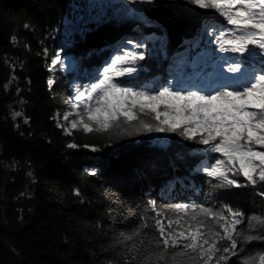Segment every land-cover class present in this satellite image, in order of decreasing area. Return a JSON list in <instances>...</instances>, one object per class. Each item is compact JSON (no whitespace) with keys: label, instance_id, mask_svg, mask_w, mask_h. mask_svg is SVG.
<instances>
[{"label":"trees","instance_id":"1","mask_svg":"<svg viewBox=\"0 0 264 264\" xmlns=\"http://www.w3.org/2000/svg\"><path fill=\"white\" fill-rule=\"evenodd\" d=\"M71 2L0 0V264H198L179 248L164 249L155 223L167 227L179 217L187 226L193 206L242 213L237 230L264 235V226H249L250 219L264 218V183L250 185L239 176L243 187H217L200 168L217 154L178 133L137 134V122L108 132L73 128L85 109L71 107L78 103L72 99L77 75L53 63L57 52L76 56L83 74L112 51L106 44L153 31L164 40L163 54L154 50L139 62L143 67L132 84L140 86L163 75L182 41L190 43L209 23L225 25L224 18L189 0H152L171 10L172 25L148 16L113 19L62 43L57 30ZM154 134L166 144L151 141ZM176 205L190 206L188 213ZM198 219L213 229L220 223L202 214ZM239 247L238 255L219 264L264 254V240Z\"/></svg>","mask_w":264,"mask_h":264},{"label":"snow or ice","instance_id":"2","mask_svg":"<svg viewBox=\"0 0 264 264\" xmlns=\"http://www.w3.org/2000/svg\"><path fill=\"white\" fill-rule=\"evenodd\" d=\"M189 2L203 10H214L229 26L209 33L222 61L217 65L215 79L206 87L193 89H176L171 80L159 91L127 86L121 78H134L143 67L139 62L146 58L144 51L137 50L141 46L134 45L103 67L100 78L91 84L86 95L82 92L75 97L78 103L71 107L78 109L85 104V109L79 121L73 120L71 126H82L89 133L108 132L120 128L122 123L137 122V134L141 130L178 133L207 146V153L222 157L202 169L218 182L217 187H243L236 179L239 176L250 185L264 183V0ZM256 57H260L262 68L259 72L249 71V60ZM93 100L94 105L85 103ZM142 116H149L156 123L143 120ZM175 207L187 214L190 206ZM191 211L187 226L179 217L175 221L169 219L167 227L159 219L155 223L160 233L158 243L164 249L179 248L181 255L198 264L228 261L230 256L238 255L241 242L264 240V235H246L237 230L242 213L228 209L229 215H224L203 206H193ZM201 214L207 220L218 219V228L198 219ZM253 221L264 226V218L250 219V227ZM221 241L228 243L221 248ZM218 252L227 255L217 256ZM241 264H264V254L245 257Z\"/></svg>","mask_w":264,"mask_h":264},{"label":"rangeland","instance_id":"3","mask_svg":"<svg viewBox=\"0 0 264 264\" xmlns=\"http://www.w3.org/2000/svg\"><path fill=\"white\" fill-rule=\"evenodd\" d=\"M144 8H147V11L151 14L157 13L159 16H164L165 24L172 25L171 17L167 16L169 14L168 9L159 7L154 2L148 3L146 0H72L68 7V12L64 13L61 17V24L58 27L57 33L61 36L62 43H68L71 36L80 35L107 20L143 19L147 17L143 11ZM227 27H229L227 24L220 25L216 22L201 26L198 36L192 38L190 43L188 40H184L178 47L173 49L171 56L165 62V68L167 69L161 76L156 75L151 80L140 83V86L132 84L137 83L134 78L121 79L127 86H133L141 90L159 91L163 87L168 86L170 80L176 89L206 87L208 83L215 79L217 65L222 63L219 60L221 54L217 52V45L212 42V37L209 33L213 29L219 31ZM129 41H132L133 44H129ZM112 45L115 46L110 48ZM134 45H140L141 47L137 50L144 51L145 54L154 52V50H162L163 54L164 40L158 38L153 31H141V34L124 40L121 43L106 44L105 47H109L108 49L112 51L105 52L104 60L97 65L93 64L91 66L89 64V68L83 69V74L78 72L80 59H77L76 56H66L57 52L53 63L59 61L54 64H57L63 71H72L74 72V76L77 75L72 82V99L76 101L75 97L77 95L82 92L86 95L91 84L98 81L103 67L111 62L116 55H123L127 50H132ZM115 48L118 51L113 53ZM259 61L260 57L250 59L249 71L259 72L262 68V64ZM226 67L225 65V69ZM156 81H158L157 85L152 86ZM85 103H92L94 105L95 101H85ZM82 105L85 106V104ZM14 113L16 114L17 111H14ZM149 139L160 145L166 144L165 137L160 134L150 135ZM215 158L222 157L217 154ZM210 164L207 161H203L200 168L203 169L206 165Z\"/></svg>","mask_w":264,"mask_h":264},{"label":"water","instance_id":"4","mask_svg":"<svg viewBox=\"0 0 264 264\" xmlns=\"http://www.w3.org/2000/svg\"><path fill=\"white\" fill-rule=\"evenodd\" d=\"M144 13H145V15H147L148 17H152V18H155L156 20H158L162 25H166L165 24V19H164V16H158V14L157 13H155V14H151V13H149L148 11H147V8H144ZM171 15H172V12H171V10H169V14L167 15V16H169V17H171Z\"/></svg>","mask_w":264,"mask_h":264},{"label":"bare ground","instance_id":"5","mask_svg":"<svg viewBox=\"0 0 264 264\" xmlns=\"http://www.w3.org/2000/svg\"><path fill=\"white\" fill-rule=\"evenodd\" d=\"M92 66V65H91ZM101 67V66H100Z\"/></svg>","mask_w":264,"mask_h":264}]
</instances>
